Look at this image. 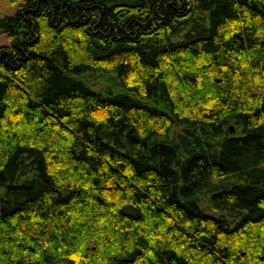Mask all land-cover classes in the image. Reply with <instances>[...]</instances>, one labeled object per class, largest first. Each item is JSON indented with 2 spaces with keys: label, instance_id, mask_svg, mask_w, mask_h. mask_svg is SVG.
Returning <instances> with one entry per match:
<instances>
[{
  "label": "trees",
  "instance_id": "obj_1",
  "mask_svg": "<svg viewBox=\"0 0 264 264\" xmlns=\"http://www.w3.org/2000/svg\"><path fill=\"white\" fill-rule=\"evenodd\" d=\"M2 34L0 264H264V0H23Z\"/></svg>",
  "mask_w": 264,
  "mask_h": 264
},
{
  "label": "rangeland",
  "instance_id": "obj_2",
  "mask_svg": "<svg viewBox=\"0 0 264 264\" xmlns=\"http://www.w3.org/2000/svg\"><path fill=\"white\" fill-rule=\"evenodd\" d=\"M21 1L23 0H19L17 2L10 0H0V16L14 12ZM7 42L8 40L6 35H0V45L6 44Z\"/></svg>",
  "mask_w": 264,
  "mask_h": 264
},
{
  "label": "water",
  "instance_id": "obj_3",
  "mask_svg": "<svg viewBox=\"0 0 264 264\" xmlns=\"http://www.w3.org/2000/svg\"><path fill=\"white\" fill-rule=\"evenodd\" d=\"M229 128H230L231 131L233 130V126L232 125H230Z\"/></svg>",
  "mask_w": 264,
  "mask_h": 264
}]
</instances>
